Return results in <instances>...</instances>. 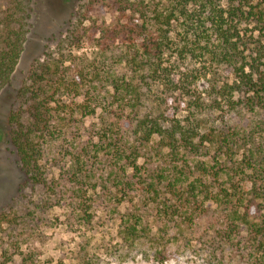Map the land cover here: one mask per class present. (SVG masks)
Segmentation results:
<instances>
[{"label":"trees","instance_id":"16d2710c","mask_svg":"<svg viewBox=\"0 0 264 264\" xmlns=\"http://www.w3.org/2000/svg\"><path fill=\"white\" fill-rule=\"evenodd\" d=\"M77 2L48 38L61 60L35 63L8 118L6 143L44 190L41 207L57 202L90 224L103 201L127 204L121 236L156 260L194 243L210 264H264V0H110L119 16L102 23L94 0ZM37 5L0 0V95ZM89 44L101 55L93 66L59 65ZM34 234L6 241L0 264H44ZM77 264L97 263L86 254Z\"/></svg>","mask_w":264,"mask_h":264},{"label":"rangeland","instance_id":"374dc122","mask_svg":"<svg viewBox=\"0 0 264 264\" xmlns=\"http://www.w3.org/2000/svg\"><path fill=\"white\" fill-rule=\"evenodd\" d=\"M109 2L110 0H94L91 15L97 23L119 16L116 11L118 5L112 9ZM77 3V0H38L34 26L28 35L13 82L0 95V213L10 212L9 222L0 224V252L6 241L24 239L27 232H31L35 234L30 242L38 250L44 264H77L86 254L97 264H210L203 254L192 252L194 243L184 251L177 250L174 245L170 247L171 252L160 255L156 260L154 258L157 254H151L148 247L125 241L119 226L120 213L126 210L127 204L121 210H114L108 206V201H103L105 204L92 212L90 224L78 223L68 209L57 205V202L49 201L41 207V201L46 198L44 190L27 184L25 174L16 164L6 140L9 115L21 105L18 89L31 77L35 63L47 65L56 59L61 60L58 47L48 41V38L60 32L61 25ZM99 59V49L89 44L77 53V57L73 55L68 62L64 61L63 65H59L72 71L76 65L93 66ZM209 77L199 80L197 93L210 87ZM95 83L105 84L98 80ZM177 97L176 100L181 103L180 109H184L186 98ZM58 98L61 103L71 105L87 99V95ZM54 106L57 107L56 104ZM186 113V110H181L178 116L182 117ZM219 114V111L215 112L210 120L213 121ZM141 161L143 160L140 159ZM52 168L53 171L57 169L55 166ZM58 173L59 171H55L56 176ZM23 215L29 219L27 226L24 225Z\"/></svg>","mask_w":264,"mask_h":264}]
</instances>
